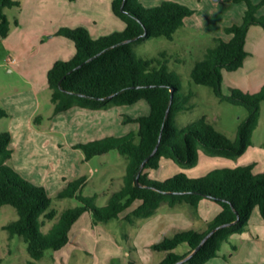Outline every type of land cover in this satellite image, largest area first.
<instances>
[{
	"label": "trees",
	"instance_id": "obj_1",
	"mask_svg": "<svg viewBox=\"0 0 264 264\" xmlns=\"http://www.w3.org/2000/svg\"><path fill=\"white\" fill-rule=\"evenodd\" d=\"M243 1L246 9L241 22L224 27L230 38H215V45L207 49L191 70L194 83L211 87L221 101L241 105L248 110V116L239 125L233 140L205 117L199 118L194 126L178 127L176 116L190 108L193 92H181L179 76L169 71L162 54L146 59L131 47L132 42L143 37L172 39L185 19L195 13L194 9L171 0L161 1L153 7L143 6L140 0H112V12L125 24L122 31L98 38H93L83 27H62L56 31L57 36L74 42L75 53L69 60L55 61L47 73L54 114L72 107L100 110L110 105H132L140 100L147 102L149 112L136 117L125 116L124 123H136L137 130L75 146L81 149L85 160L112 150L118 151L126 158L123 182L109 195L106 205L98 207L95 195L82 194L86 176L69 181L58 196L76 198L81 205L62 211L46 233L41 231V227L58 213L51 208L52 200L42 186L25 179L8 164L13 153L11 136L0 131V207L11 205L18 213V219L5 225L4 229L10 237L18 235L27 243L32 259L30 264L41 259L47 250H59L68 244L73 224L85 212L91 214L93 224H98L118 219L121 212L135 201L140 204L125 217L131 223L136 219L153 217L163 204L170 210L186 204L191 218L198 216L201 200L214 201L221 207L205 230H179L154 243V250L166 252L158 264H174L184 259L212 230L235 222L218 229L186 262L206 264L219 256L222 244L228 242L233 233L246 231L255 208L264 220V171L255 172V163L214 168L195 178L179 172L162 182L150 178L147 172L158 169L162 159L194 167L200 150L210 156L234 160L252 146V134L258 126L264 101V85L254 93L233 88L230 94H224L222 90L223 71L238 70L251 55L246 49L250 27L260 26L264 30V15L258 14L263 2ZM19 5L18 0H0V40L7 37L12 27L4 9ZM14 23L17 25L18 20ZM8 116V111L0 107V118ZM40 118L37 116L35 122L39 123ZM156 147V152L142 167V162ZM182 246L187 250L179 251ZM231 248L237 249L233 244ZM128 264L138 263L131 257Z\"/></svg>",
	"mask_w": 264,
	"mask_h": 264
},
{
	"label": "rangeland",
	"instance_id": "obj_2",
	"mask_svg": "<svg viewBox=\"0 0 264 264\" xmlns=\"http://www.w3.org/2000/svg\"><path fill=\"white\" fill-rule=\"evenodd\" d=\"M18 1L19 6L5 8L4 12L13 26H15V20L25 25L23 31L27 41L30 40L32 45V40L37 35L42 37V41L36 42L34 47L31 45L29 50L26 49L27 52H25L26 50L19 52L15 48H8L7 43L9 42L5 39L0 40V103L11 93L13 87H18L20 84V90L23 93L28 88L20 82L16 72H9L10 66L14 64H9L8 58L15 57L17 62L22 63L28 54L33 53L32 51L38 46L44 50L49 39L58 37L54 35V32L62 27H83L93 38L123 30L118 26V23L123 25V22L112 12V0ZM161 1L164 0H140L145 7L156 6ZM171 1L188 6L194 9L195 13L185 19L184 25L175 32L172 39L143 37L131 43L132 50L146 59L159 57L162 54V60L167 61L169 71L179 76L181 92H193V97L189 102L190 108L176 116L175 123L178 127L194 126L199 118L205 117L217 130L233 140L239 125L248 116V110L244 106L221 101L211 87L194 83L191 78V70L194 64L204 57L207 49L215 45V38H230V35L224 32V27L241 21V11L245 7V2L243 0L239 2L234 0ZM252 1L254 3L263 2L258 14L264 15V0ZM58 39L66 40L67 38L59 36ZM253 43L251 40V44ZM262 52L264 50H257L256 55L236 71H223L222 90L224 94H230L233 88L254 93L264 85ZM32 60L31 58L30 61ZM66 60H69L67 56ZM38 89L37 100L34 94L26 93L30 96L24 95L28 99L23 104L20 103L21 105H17L18 103L14 101L11 102L9 97L7 100L10 101V109L7 111L18 114L19 117L25 113V110L30 112L35 105L33 102L36 100L38 111L34 116V123H43V125H47L46 128L54 123L59 131L49 133V130L45 129L44 135H36L24 131L27 129L23 125L17 127L18 120L14 119L13 125L20 130L15 134L19 161L9 160L8 164L10 166L24 165L31 172L34 163H37L39 169L34 178L39 180L38 177L48 176L45 183H42L45 185L35 184L43 186L52 200L51 208L58 213L54 219L46 220L44 226L41 227V231L46 233L58 220L62 211L81 205V202L76 198H60L58 196V192L65 182L86 176V184L81 189L82 194L85 196L95 195V205L98 207L106 205L109 195L122 185L126 158L118 151L112 150L85 160L81 149L75 146L80 142H88L110 135L122 136L130 130H137L136 123H124V118L125 116L147 114L149 105L145 100H140L132 105H110L100 110L72 107L67 113L54 114V107L50 99L51 93L45 75L43 80L39 78ZM0 107L2 106L0 105ZM13 113L10 119L5 118L6 122L0 123L1 132H9L7 129H9V121L13 119ZM37 116L41 117L39 123L35 122ZM260 116L259 127L252 134V146L243 155L231 160L210 156L200 150L199 162L196 166L186 167L170 162V168L163 167L162 174L160 172V176L167 174V177H160L155 172L152 179L162 182L179 172L186 173L190 178H195L214 168L233 167L241 165L243 162L255 163L257 172H263L264 147L260 145L264 143V101L261 103ZM27 135L30 138L28 142L25 141ZM31 148L38 152L32 158L30 157ZM53 161L56 163L54 164ZM58 161H62V163L59 164ZM169 170L173 171L169 173ZM133 203L121 212L118 219L98 224H93L91 215L85 212L73 224L68 244L59 250H47L41 259L34 261V264H122L129 253L140 264H143L141 258L147 259L149 256L146 247L148 240L157 238L159 240L161 237L158 233L161 234L166 230L165 218H159L160 223L156 224L157 229L155 228L153 232L148 229L152 223H155L154 220L145 228H143L144 225L142 227V224L147 220L150 221V218L136 219L134 223H131L125 217L131 213L135 205L139 204V201L134 206H132ZM181 206L183 207L181 209L187 212L188 206L186 204ZM168 211L171 210L163 204L156 214L163 215ZM187 214L184 215L188 217ZM17 219L18 213L14 207L11 205L0 207V264H30L32 261L28 245L22 237L18 235L10 237L4 229L5 225ZM256 232L258 235L262 234L259 237L248 232L243 236L232 234L229 242L222 244L219 253L227 259L230 254H235L232 261H241L244 264H264V230L258 229ZM232 244L236 246L237 251L232 250ZM182 249L184 248H179V251ZM161 253L162 251L158 252L159 255ZM159 261L157 259L150 264H158Z\"/></svg>",
	"mask_w": 264,
	"mask_h": 264
},
{
	"label": "crops",
	"instance_id": "obj_3",
	"mask_svg": "<svg viewBox=\"0 0 264 264\" xmlns=\"http://www.w3.org/2000/svg\"><path fill=\"white\" fill-rule=\"evenodd\" d=\"M245 9H246V4H245V7H243V10L241 11L242 16L244 14ZM260 13H263V12L260 11ZM242 16H241V20H242ZM240 22L241 21L235 22V23H240ZM24 26L25 25H23L22 22L18 21L17 25L11 27V30H10L9 34L7 35V37L3 38V40L5 39L7 42H9V43H7L8 48H11V49L15 48L19 52H21V51L24 52L26 49L29 50V48H31L32 44L30 43V40L27 41V37L23 31ZM118 26H120V27H122V29H124L125 24H124V22H123V25H119V23H118ZM260 28H262V27L251 26L249 31H248L247 40H246V49L251 53V55L246 59L245 63L248 62V60L251 57H254L256 55L257 50H264V30H263V28L262 29H260ZM56 31L54 32L55 36H57L55 34ZM58 38H59V36L49 39V41L46 43L47 46H45L44 50L42 49V47L40 48L38 46L39 48L37 47L36 48L37 50L35 49L32 51L33 53L28 54V57H26L22 63L17 62V59H16L17 63L10 66L9 72H11V73L16 72L18 74V78H19L20 82L25 84L26 87H28V88H26L24 90V93H23V91L20 90V87H21L20 84L18 87H13L12 88L13 90L11 91V93L8 94L7 97L4 100H2V102L0 103V105L2 107L6 108V110L10 109V106H9L10 101L7 100L9 97L11 99V102L14 101L15 103H18L17 105H21L20 103L23 104L24 102H26V100L28 98H27V96H24V95L30 96L29 94H34V96L36 97V100H37V95L39 94V89H38L39 78H40V80H43V77L45 75L46 76V82H47V73H48L49 69L53 66L54 62L57 60H66V56L70 59L74 55V53H75L74 42L68 38L66 40H62V39H58ZM63 38H65V37H63ZM41 39H42V37L37 35L35 37V39L32 40V42H33L32 47L36 46V42H38L39 40L42 41ZM251 40L254 42L253 44H251ZM27 50L25 52H27ZM262 56H263V60H264V52H262ZM31 58L33 59L32 61H30ZM245 63H244V65H245ZM23 84H21V85H23ZM47 86H48V84H47ZM26 93H29V94H26ZM35 101L33 102L35 105L32 107V110L30 112L25 110V113L18 117V114H15L9 110L10 113L8 112L9 113L8 117L0 118V123H2V122L4 123V122H6L5 118L10 119V116H12V113H13V119H11L12 121H9V126H8L9 129H7L9 131L8 133L11 135L10 148L13 151L12 157L10 159L11 161H19V159L17 157V144L15 143V134L20 131L17 128L18 125H23L27 129L24 131L31 132V133H34L36 135H39V134L44 135L46 133L45 129H48L49 133L59 131L58 128L54 125V123H52L47 128H46L47 125H43V123L42 124H35L34 123V116L38 111V105L36 106L37 103H35ZM73 108H75V107H73ZM71 109H69V110H71ZM69 110H67L65 112H61V113L62 114L67 113ZM131 117H136V116H131ZM16 118L18 120L17 125H16L17 127L13 125L14 119H16ZM260 120H261V118L259 119V123H258L257 128L259 127ZM14 127H16V129H14ZM257 128L255 129V131L257 130ZM28 136L29 135H27L26 139H25V141H27V142L30 140V138ZM260 146L264 147V143H262ZM37 153L38 152L34 151L31 148V152H30L31 156L30 157L32 158L33 155H35ZM53 162H54V164L56 163V161H53ZM170 162H172V161L162 159L160 161L161 164H160V167L158 169H150L147 171L149 177L152 178V175L155 172H157L158 175L160 176V172H161V174L163 172L162 171L163 167L164 168L167 167V169L170 168V166H171V165H169ZM58 163L61 164L62 161H58ZM247 163H250V162H243L242 164H247ZM33 166L34 167H33L31 172L24 165H21V164L20 165L15 164V166H12V167L14 169H16L21 174V176H23L25 179L29 180L30 182H32L34 184L38 183V185H45L42 183H45V180L48 178V176L47 175L44 177L41 176L40 178L38 177L39 180H36L34 177L38 174L37 171L39 169V165L37 163H34ZM256 168L257 167L255 166V172H257ZM172 171L173 170H169V173ZM262 171H264V169ZM40 173H42V172L40 171ZM201 175H203V174H201ZM165 176L167 177V174H163L160 177H165ZM67 183L65 182L60 190H62L66 186ZM136 202L137 201H135L132 206H134V204H136ZM139 204H140V202H139ZM139 204L135 205L134 208H136ZM134 208H132V210ZM181 208H183V207L179 206L177 209L168 211V213H164L163 215L156 214L155 216H153L152 218L149 219L150 221L147 220L148 222L146 221L144 224H142V227L144 225L143 228H145L150 222H152L154 220L155 223H152V225L148 229L149 231L153 232V230L157 227L156 224L160 223L159 218H165V228H166V230H164V232L162 231L163 234L158 233V235L161 237L159 240H158V238L156 240H148L146 247H147V252H148L149 256L147 259L141 258V261H143L142 262L143 264H150L151 262H153L157 259L160 261H162L164 259L166 252L162 251V253L159 255L158 254L159 250H154L152 248V245L154 243L160 241L165 235H173L175 232H177L179 230H184V229H189V228H195L199 231H203L206 229L208 223L211 222L216 217V215L221 211V207L219 204H217L214 201L207 200V199L200 201V203L198 205V216L195 218L190 217V215L188 213V209H186L187 212H185ZM87 213H89V212H87ZM184 214H187L188 217ZM86 216H88V215H86ZM258 229L264 230V220L261 217L258 209L255 208L251 214L249 224L246 228V231L242 234H237V233H233V234L243 236L244 234H246L248 232L253 236L256 235L257 237H259L262 233L259 235L256 234L257 233L256 231ZM231 236H230V238H232ZM230 238H229V240H230ZM253 245L256 246V244H253ZM182 247L184 249H182L181 252H184L185 250H187L186 247H184V246H182ZM235 251H237V249ZM235 256H236L235 254H230L229 258L227 259L223 254L219 253V256L212 258L206 264H244V262H241V261H232V260H234ZM131 257H132V255H131V253H129V255H127L124 258V261L122 262V264H128V260ZM132 258H134V257H132ZM136 262L138 264H140V262H138L137 260H136Z\"/></svg>",
	"mask_w": 264,
	"mask_h": 264
},
{
	"label": "water",
	"instance_id": "obj_4",
	"mask_svg": "<svg viewBox=\"0 0 264 264\" xmlns=\"http://www.w3.org/2000/svg\"><path fill=\"white\" fill-rule=\"evenodd\" d=\"M146 35V33H144L143 34V36H145ZM157 147H158V145H157ZM157 147H156V149L154 150V152L150 155V156H148L143 162H142V167H144V165L146 164V162L149 160V158L156 152V150H157ZM233 224H235V222L234 223H231V224H224V225H221V226H219V227H217V228H215L214 230H212L202 241H201V243L187 256V257H185L184 259H182V260H179V261H177L176 263H174V264H184V263H186L194 254H196L200 249H201V247L203 246V244L206 242V240L212 235V234H214L218 229H220V228H223V227H227V226H230V225H233Z\"/></svg>",
	"mask_w": 264,
	"mask_h": 264
},
{
	"label": "built area",
	"instance_id": "obj_5",
	"mask_svg": "<svg viewBox=\"0 0 264 264\" xmlns=\"http://www.w3.org/2000/svg\"><path fill=\"white\" fill-rule=\"evenodd\" d=\"M7 61H8L9 64H15L16 63V58H14V57L13 58H8Z\"/></svg>",
	"mask_w": 264,
	"mask_h": 264
}]
</instances>
